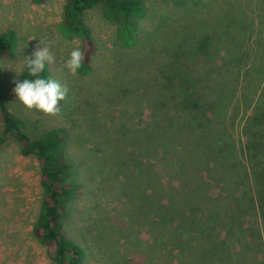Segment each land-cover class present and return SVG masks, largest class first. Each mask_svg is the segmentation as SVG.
Masks as SVG:
<instances>
[{"label":"rangeland","instance_id":"1","mask_svg":"<svg viewBox=\"0 0 264 264\" xmlns=\"http://www.w3.org/2000/svg\"><path fill=\"white\" fill-rule=\"evenodd\" d=\"M141 1L145 15L136 23L142 37L131 49L117 42V22L107 16L102 6L84 12L82 21L94 38L96 50L91 72L78 71L73 76L63 62L74 47H80V42L77 38L62 37L57 30L64 0H45L41 5L30 0H0V35L10 32L16 38L13 57L0 58V91L7 93L14 85L12 81L19 79L22 59L33 51L38 40L49 44L55 57V63H46L49 74L67 88L61 112L55 116L26 109L13 94L7 96V105L23 122L29 138H39L54 130L64 135L63 157L70 166L69 181L81 186V195L67 203L60 226L66 238L82 249L81 264H137L139 259H145L146 264L157 263L156 253L142 257L150 247L152 235L139 212L134 188L124 175L151 167L164 184V179L170 178L171 157H160L154 147L140 149L135 139V128L142 126L150 114L146 107L151 106L154 93L150 91L143 97L134 93L127 102L120 92L134 88L135 77L156 80L161 65L172 63L194 74L204 55L206 64L213 59L227 60L237 42L243 46L240 55L244 50L242 63H230L222 74L242 80L257 74L252 66L255 68L260 60L264 62V42L258 45L256 41L258 28L264 31V0ZM241 27L239 38L231 37ZM198 40L209 44L203 56L193 49ZM174 47L193 51L184 50L174 61L167 53ZM213 66L206 69V78L215 72ZM236 68L240 72L234 75ZM114 84L120 86L117 94L113 92ZM140 115L146 117L141 119ZM138 161L145 162L142 169ZM146 170L148 175L150 170ZM171 189L163 190L169 193ZM211 191H217L215 186ZM41 199L38 159L33 155L21 156L12 139L0 144V264H53L51 254L31 236ZM204 202L199 199V206ZM217 204L213 195L208 209H215ZM219 206L220 214V208L224 214L232 212L227 201ZM258 220L256 209L251 206L244 209L243 220L213 217L212 227L215 224V230H222L221 235L213 233L214 244L227 248L241 242L244 253H257L262 260L255 232ZM238 225H244V234H239Z\"/></svg>","mask_w":264,"mask_h":264},{"label":"trees","instance_id":"2","mask_svg":"<svg viewBox=\"0 0 264 264\" xmlns=\"http://www.w3.org/2000/svg\"><path fill=\"white\" fill-rule=\"evenodd\" d=\"M30 1L41 5L45 0ZM178 1L194 3L201 0ZM99 5L117 22L115 38L121 47L131 49L142 37L136 23L145 15L141 0H64L57 30L66 39L79 40L85 59L78 71L84 74L92 70L96 47L82 17L85 11ZM241 29L243 27L231 37L239 38ZM257 31L259 45L262 40L264 42V31L261 28ZM15 43L12 33L0 35V58L13 57ZM237 43V48L228 54L229 59H213L206 64L202 54L209 44L198 40L193 49L204 60L193 70L194 74L168 63L157 69L156 80L150 82L141 76L135 77L134 88L120 92L127 102L134 93L142 97L150 91L154 93L151 106L146 107L150 114L147 118L140 115L145 120L142 126L135 128V139L140 149L154 147L160 157H171L170 178L164 179V184L151 167L147 168L150 173L146 175L145 162L141 161L138 165L143 168L142 172L138 168L135 174L124 175L126 182L134 188L139 212L144 224H149L152 235L150 247L142 257L156 253V264H170L172 260L175 264H264V62L260 60L255 68L252 66L257 74L242 80L222 74L230 63L235 66L242 63L244 50L240 55L243 46L241 42ZM184 50L189 49L174 47L167 53L176 61ZM216 55L220 59L218 52ZM254 61L257 62V58ZM211 65L215 72L208 71L212 75L206 78V69ZM236 69L234 75L240 72ZM40 75L52 77L46 65ZM24 78H30L26 71H22L18 80ZM14 87L15 84L7 93L0 91V144L12 139L18 144L21 156L33 155L38 159L42 199L31 236L51 254L53 264H81L82 249L66 238L60 226L66 216L67 203L81 195V186L69 181L70 166L63 157L64 135L54 130L39 138H29L23 122L8 109L7 96L13 94ZM117 89L120 86L114 84L115 94ZM140 107L143 108L142 101ZM206 185L208 187L204 189ZM212 185L216 192L211 191ZM168 187L172 188L169 193L163 190ZM201 195L204 197L199 198ZM213 195L218 204L210 211L208 204ZM199 199L205 201L203 206H199ZM226 201L232 206V212L224 214L220 208V214L217 207L224 206ZM249 206L256 209L259 219L255 232L262 260L257 253H244L241 242L227 248L214 244L213 233L221 235L222 230H215L211 219L233 217L243 220L244 209ZM238 226L241 227L239 234H244V225ZM144 260L139 259L136 263L146 264Z\"/></svg>","mask_w":264,"mask_h":264},{"label":"clouds","instance_id":"3","mask_svg":"<svg viewBox=\"0 0 264 264\" xmlns=\"http://www.w3.org/2000/svg\"><path fill=\"white\" fill-rule=\"evenodd\" d=\"M49 44L39 40L33 51L22 59L21 70L28 77L22 80L14 79L12 92L16 100L28 110H36L46 115H58L61 112L60 102L66 99L67 88L53 77L43 78L41 73L46 63H55V57ZM85 53L80 47H74L63 62V67L69 74L75 76L84 63Z\"/></svg>","mask_w":264,"mask_h":264}]
</instances>
